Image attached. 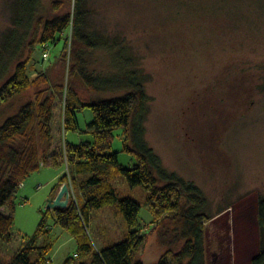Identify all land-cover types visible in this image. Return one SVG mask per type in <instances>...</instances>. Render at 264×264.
<instances>
[{
  "label": "rangeland",
  "instance_id": "1",
  "mask_svg": "<svg viewBox=\"0 0 264 264\" xmlns=\"http://www.w3.org/2000/svg\"><path fill=\"white\" fill-rule=\"evenodd\" d=\"M19 2L0 0V72H9L5 80L26 59L37 19L55 14L51 0H41L34 23L29 26L26 18L18 24ZM86 8L85 30L100 37L87 57L90 71H113L110 46L118 42L117 46L129 47L149 96L145 121L149 146L163 167L201 190L206 203L200 212L208 216L206 263L251 264L262 241L258 200L264 197V0H88ZM63 45L62 39L45 54L38 51L29 67L32 79L50 71L52 81L62 80ZM74 81L87 101L122 94L90 92L79 79ZM47 85L32 86L0 106V125ZM78 118L87 124L90 111L78 112ZM117 134L121 137V131ZM67 138L76 143L79 137L70 132ZM114 150L120 151L122 165L132 163V156L121 151L120 138ZM56 171L42 168L23 185L16 199V237L10 244L0 240V257L14 255L22 242L20 233L32 235L37 230L48 209L50 198L45 194L58 182L59 177L53 178ZM115 185L122 197L143 205L140 220L147 228L151 215L144 189L131 188L124 177ZM49 223L53 224L51 218ZM89 231L97 250L122 241L129 230L115 204L92 212ZM53 233V264H63L69 257L72 264L91 261L92 255L76 256L78 242L69 232L55 226ZM182 244L183 240L174 250ZM166 250L156 231L140 257L144 264H155Z\"/></svg>",
  "mask_w": 264,
  "mask_h": 264
},
{
  "label": "trees",
  "instance_id": "2",
  "mask_svg": "<svg viewBox=\"0 0 264 264\" xmlns=\"http://www.w3.org/2000/svg\"><path fill=\"white\" fill-rule=\"evenodd\" d=\"M40 1L20 0L18 24L26 18L29 26L34 23ZM87 4L88 0H51L55 14L37 19L26 59L16 64L7 80L9 72H0V106L32 86L50 84L38 89L34 99L0 125V240L8 244L14 241L16 199L33 174L42 168L62 170L53 191L64 183L71 189L70 204L43 211L35 233H20L22 242L14 255L0 257V264H53L55 226L77 240L76 256L92 255L89 263L82 264H144L141 253L149 235L156 231L167 250L155 264H207L204 219L208 216L200 212L206 203L200 197L201 190L163 167L161 157L149 146L145 138L149 96L144 74L129 47L117 46L118 42L110 46L113 71H90L87 57L97 48L100 37L85 30ZM68 30L71 34L65 35ZM62 39V80L52 81L50 71L32 79L29 67L38 51L45 54ZM24 51L25 47L22 55ZM75 79L90 92L122 94L87 101L76 91ZM83 110L90 111L91 120L82 128L78 112ZM70 132L85 138L72 142L67 138ZM117 138L122 141L121 151L133 158L129 166L120 163V151L114 150ZM120 177L131 188L141 186L146 192L145 206L151 215L147 228L140 220L143 205L119 193L115 181ZM115 204L128 224V234L122 241L96 250L89 231L92 212ZM258 220L262 241L251 264H264V197L258 200ZM181 240L182 246L175 251ZM72 260L69 257L63 264H72Z\"/></svg>",
  "mask_w": 264,
  "mask_h": 264
},
{
  "label": "water",
  "instance_id": "3",
  "mask_svg": "<svg viewBox=\"0 0 264 264\" xmlns=\"http://www.w3.org/2000/svg\"><path fill=\"white\" fill-rule=\"evenodd\" d=\"M71 201V189L68 183H64L57 196L48 200V208H65L70 204Z\"/></svg>",
  "mask_w": 264,
  "mask_h": 264
},
{
  "label": "crops",
  "instance_id": "4",
  "mask_svg": "<svg viewBox=\"0 0 264 264\" xmlns=\"http://www.w3.org/2000/svg\"><path fill=\"white\" fill-rule=\"evenodd\" d=\"M90 120L91 119L87 120V122H89ZM79 122H80V126L82 128L85 127L86 124L85 125H82L80 119H79ZM76 135H77V137H79V138H77L76 141L79 142L81 140V138H80L81 136L79 134H76ZM61 174H62V170H57L56 172L53 173V178L59 177ZM58 192H59V189L57 191H53V189H52L50 192H48L47 194H45L46 195L45 197L55 198L57 196Z\"/></svg>",
  "mask_w": 264,
  "mask_h": 264
}]
</instances>
